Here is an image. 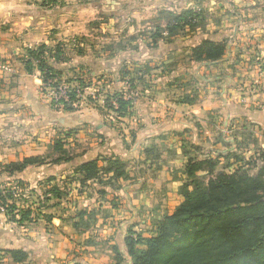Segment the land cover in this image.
Returning a JSON list of instances; mask_svg holds the SVG:
<instances>
[{
	"label": "rangeland",
	"instance_id": "rangeland-1",
	"mask_svg": "<svg viewBox=\"0 0 264 264\" xmlns=\"http://www.w3.org/2000/svg\"><path fill=\"white\" fill-rule=\"evenodd\" d=\"M7 1L14 7L10 8L11 10L17 7L19 14L28 18L30 22L40 15L47 16L48 13L65 16L66 23H73L71 26L75 30L68 40L83 37L81 42L71 43L80 46L88 44L87 49L93 51L95 58H101L102 62L108 65L106 70L100 71L93 78L92 76L84 78L89 86H92V92L84 96L88 103L102 114L99 115V123L103 124L108 136L97 134L94 130L90 138L85 137L79 142L74 130H56L53 135L51 134V152L45 150L46 152L38 157L43 163L59 156L75 155L77 150L85 146L90 149L97 147L108 153L102 155L99 153L98 156L103 158L115 156L126 162L128 177L122 180L123 187L116 189L96 180L90 181L85 187H80L77 181L73 180L75 179L73 170H69L58 178L56 176L57 184L66 188L68 195H65L59 204L50 207L57 200H44L43 192L48 186L44 188L43 185H46L45 180L48 177L33 184H26L20 179L9 181L5 174L9 172L0 163V189L14 190L11 200L19 207L29 205L41 209L43 213L50 214L51 218H61L71 225L74 220L69 216L74 215L76 209L93 212L90 228L80 233L79 245H84L82 252L85 255L88 254L86 251L92 248L100 249L102 252L111 248L113 251V245L121 240L122 232L126 235L129 228L143 236L152 233L162 212L165 213L174 204L173 198L178 182L167 180L173 176L172 169H178L185 159L184 151L199 158L215 156L217 153L237 154L244 158L243 163L252 162L258 150L264 151L263 119L253 123L237 115L228 118L219 109H212L206 111L204 118H201L202 124L195 117L186 115V128L180 129L178 133L172 130L152 139L148 145L153 151L152 156L140 151L139 156L135 158V153L130 151V147L136 142V138L132 140V135L136 137L137 130L142 127L141 123L131 119L130 115L118 118L115 112L102 108L106 95L119 86L117 81H121L127 89L137 92L142 87L150 84L158 87L161 83L164 88L168 86L170 101L178 102L187 98L194 102L200 96L216 93L225 75H228L230 80L236 79L238 82L242 77L251 75L248 71H254L255 77L258 71L264 79V72L261 69L264 64V47L256 45L253 47L247 42H241L240 38L236 39V32H240L239 27L249 26L253 21L256 23L259 21L261 25L264 23V0ZM185 10L193 12L195 26L192 30L185 28L179 30L174 39L168 38L166 30L162 29L160 32L157 30L159 27L164 28L168 21H173V15L167 13ZM247 30L249 29L244 28V32ZM209 37H216L217 41H225L227 45L234 42L237 49L233 51V60L243 61L247 65L240 66L234 71L235 67L229 64L232 68L229 71L230 68L225 61L216 64L196 61L191 49L202 40L210 39ZM154 38L157 39V44L149 47ZM258 39L264 41V32L259 33ZM224 55L226 57V54ZM122 71H128L129 74L123 78ZM62 83L67 87L75 85L71 81ZM57 142L63 145L65 152L54 150ZM114 143L122 146L130 154L129 157L113 152L111 146ZM47 144L48 142L45 146H48ZM192 145L200 147L201 150H195ZM64 162L67 161L62 160L60 163ZM228 164L232 166L226 168ZM238 165L240 164L234 163L232 156H229V159L220 161L217 170L229 172ZM250 172L255 173L254 167ZM49 195L46 196L50 197ZM113 204L115 206H112ZM5 207L0 202V215H5ZM33 217L37 219L40 216ZM3 220V216H0V222ZM113 228L117 233H113L112 239ZM116 236L117 239L114 240ZM113 262L112 258L111 264Z\"/></svg>",
	"mask_w": 264,
	"mask_h": 264
},
{
	"label": "crops",
	"instance_id": "crops-1",
	"mask_svg": "<svg viewBox=\"0 0 264 264\" xmlns=\"http://www.w3.org/2000/svg\"><path fill=\"white\" fill-rule=\"evenodd\" d=\"M10 8H14L12 3L0 0V63H2L0 65V163L20 162L25 157L40 156L46 152L45 150L51 152V134L53 135L56 130H74L79 142L85 137L90 138L94 130L97 134L108 136L103 124L99 123L98 118L102 114L90 105L84 96L92 92V86L83 90L76 110L56 109L51 105V91L43 87L39 72L35 69L32 74L27 73L23 63L18 59L26 47L41 43L51 46L56 41L68 40L69 36L75 33L71 26L73 23H66V17L57 13L40 15L30 22L28 18L19 14L17 7L12 10ZM244 28L249 30L244 32ZM53 29L55 31H52ZM238 29L240 32H236V39L240 38L241 42H247L253 47L254 45L264 47V41L258 39L259 33L264 32V23L261 25L259 21L257 23L253 21L249 26ZM209 38L218 40L216 37ZM235 45L234 42L228 43L226 57L224 55V59L221 60L225 61L228 68H230L229 64L235 67L234 71L240 66L247 65L243 61L233 60V51L237 49ZM238 47H241L240 44ZM69 54L71 61L67 64H59V67L64 68V78L88 76L93 78L108 67L101 58H95L93 51L87 47L81 55L76 52ZM116 56L117 54L113 59ZM70 66L77 69L69 70ZM80 66L81 68H78ZM228 70L231 71L232 68ZM253 72L248 71L251 75L242 77L238 82L236 79L230 80L231 78L225 75L216 93H208L204 97L198 96V100L194 102L170 101L168 86L164 88L161 83L158 87L151 84L142 87L140 91L138 90L128 114L131 119L142 125L135 134L136 142L130 147V151L135 153L134 157L137 158L140 151L142 152L152 139L172 130L178 133L180 129L186 128V115L195 117L202 124L201 118H204L206 111L219 109L228 118L237 115L253 123L264 120V79L260 72H256V77ZM117 83L119 86L115 87V91H124L127 88L121 81ZM47 142L48 146H45ZM111 149L127 158L130 155L116 143L112 144ZM106 152L97 147L90 149L85 146L77 150L67 162L47 160L5 174L9 181L20 179L26 184H33L46 177L58 178L79 164L100 157L99 153L108 154ZM167 181L175 182L170 179ZM0 216L4 218L0 222V264H111L112 262L111 248H107L105 252L100 249H88L86 251L88 254L85 255L82 252L84 245H79L81 234L74 231L72 225L61 218L54 217L47 221L40 216L30 222L16 224L9 221L4 214ZM115 230L112 229V239L113 233L117 231ZM124 233L122 232L121 240L115 245L124 257L122 264H131L123 242ZM116 239L117 236L114 240ZM11 249L24 251L27 258L21 262H14L9 254L4 253V250Z\"/></svg>",
	"mask_w": 264,
	"mask_h": 264
},
{
	"label": "trees",
	"instance_id": "trees-1",
	"mask_svg": "<svg viewBox=\"0 0 264 264\" xmlns=\"http://www.w3.org/2000/svg\"><path fill=\"white\" fill-rule=\"evenodd\" d=\"M167 14L173 15V21H168L164 28L159 27L157 30L159 32L162 29L166 30L169 39H174L179 30L184 28L192 30L195 26L191 10ZM82 38L56 41L51 46L41 43L26 47L18 58L27 73L32 74L35 69L39 72L45 88L57 90L61 81H71L75 84L68 91V101L51 99V105L56 109L76 110L80 100L77 91H82L90 85L82 77L64 78V68L59 67V64L71 61L70 52L83 54L88 44L80 46L71 43L81 42ZM156 44L157 39L154 38L148 46L153 47ZM226 50L225 41L204 39L193 47L191 52L196 61L216 64L222 60ZM75 68L68 67L69 70ZM261 69L264 72V64ZM127 74L128 71H122L123 78ZM112 101L116 102V107L112 105ZM103 102L102 108L115 112L118 118L127 116L132 107L131 100L123 98V91L108 93ZM180 102L190 101L183 98ZM135 138L132 135V140ZM192 147L197 151L201 150L196 145ZM54 150L65 152L60 142L54 145ZM142 152L148 156L153 154L151 147L148 146ZM183 154L185 159L178 169H172L174 173L170 178V181L178 182L173 206L161 215L149 236H143L129 228L123 238L130 263L264 264V151L258 150L253 161L248 163H243L242 156L229 155L231 153H226L227 155L217 153L215 156L202 158L187 154L186 151ZM229 156H232L234 163L238 162L240 165L229 172L217 170L220 161L229 159ZM71 158V155L59 156L52 162L69 161ZM41 162L40 157L32 156L25 157L20 162L3 165L12 173L22 170L27 165ZM231 164L226 165V168L231 167ZM253 167L255 173L250 172ZM126 168V162L119 157L100 156L76 166L73 169L75 176L73 180H76L80 187H85L90 181L96 180L119 189L122 187V180L128 177ZM45 184L43 187L48 188L43 192L44 200H57L50 207L56 206L65 195H68L67 189L60 187L54 176L48 177ZM14 193L15 191L10 188L0 189V202L6 206L5 216L9 221L23 224L35 220L33 216H43L47 221L51 220L50 214L43 213L41 209L29 205L19 207L16 202H12ZM92 215L91 211L76 209L75 214L69 216L74 220L72 227L79 233L85 232L92 224ZM4 253L9 254L14 262H21L27 258V254L19 249L4 250ZM113 261L112 264H122L124 261L116 245H113Z\"/></svg>",
	"mask_w": 264,
	"mask_h": 264
},
{
	"label": "built area",
	"instance_id": "built-area-1",
	"mask_svg": "<svg viewBox=\"0 0 264 264\" xmlns=\"http://www.w3.org/2000/svg\"><path fill=\"white\" fill-rule=\"evenodd\" d=\"M63 81H61L57 87V90L48 87L51 90V99H55L57 100H63V101H68V91L71 89V87H67L65 85H63L62 83ZM77 95L80 99L81 95H82V91H77ZM138 92L135 90H130L129 88L125 89L123 91V98L124 99H129L131 100V102L133 103L134 99L137 97ZM112 105L114 107H116V102L112 101ZM3 209V208H2Z\"/></svg>",
	"mask_w": 264,
	"mask_h": 264
}]
</instances>
